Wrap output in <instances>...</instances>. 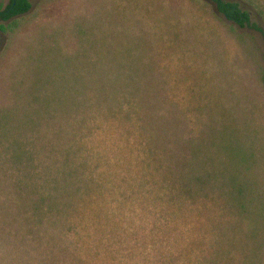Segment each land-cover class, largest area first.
Wrapping results in <instances>:
<instances>
[{
	"label": "rangeland",
	"instance_id": "1",
	"mask_svg": "<svg viewBox=\"0 0 264 264\" xmlns=\"http://www.w3.org/2000/svg\"><path fill=\"white\" fill-rule=\"evenodd\" d=\"M225 1L249 26L208 0L0 23V264H264V0Z\"/></svg>",
	"mask_w": 264,
	"mask_h": 264
},
{
	"label": "trees",
	"instance_id": "2",
	"mask_svg": "<svg viewBox=\"0 0 264 264\" xmlns=\"http://www.w3.org/2000/svg\"><path fill=\"white\" fill-rule=\"evenodd\" d=\"M212 3L217 13L223 18L240 28L249 26L250 16L248 12L243 11L237 3L228 2L225 0H208ZM31 8V0H9L4 9H0V23H8L14 18L26 14ZM6 28L0 25V31ZM204 180H199L195 184L201 188L205 185ZM240 190L238 189V192Z\"/></svg>",
	"mask_w": 264,
	"mask_h": 264
}]
</instances>
